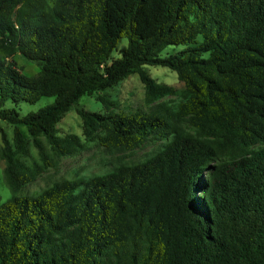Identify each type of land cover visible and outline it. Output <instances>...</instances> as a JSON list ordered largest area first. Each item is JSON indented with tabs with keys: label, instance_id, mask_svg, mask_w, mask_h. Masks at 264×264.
Returning <instances> with one entry per match:
<instances>
[{
	"label": "trees",
	"instance_id": "obj_1",
	"mask_svg": "<svg viewBox=\"0 0 264 264\" xmlns=\"http://www.w3.org/2000/svg\"><path fill=\"white\" fill-rule=\"evenodd\" d=\"M144 66L169 68L184 89ZM131 74L151 110L78 109L83 136L111 154L160 149L19 195L38 176L20 160V127L45 162L41 138L77 155L86 147L59 135L61 116ZM41 97L54 100L22 116L4 108ZM0 120L14 126L13 147L1 133L12 195L0 201V264H264V0H0Z\"/></svg>",
	"mask_w": 264,
	"mask_h": 264
},
{
	"label": "rangeland",
	"instance_id": "obj_2",
	"mask_svg": "<svg viewBox=\"0 0 264 264\" xmlns=\"http://www.w3.org/2000/svg\"><path fill=\"white\" fill-rule=\"evenodd\" d=\"M125 44L126 40L123 39L122 45ZM181 48L182 46H168L164 50L163 55L175 52ZM118 56V51H113L112 57L117 58ZM13 60L25 75L33 76L37 74L38 66L35 63L29 62L19 54L15 55ZM143 69L160 84L169 85L178 92L184 89V84L178 79L176 73L167 67L144 66ZM99 96H104L110 105L101 102ZM53 100V97H41L34 104L23 102L14 104L12 101H7L4 104V108H15L20 116H22L52 103ZM179 100V96H172L160 102H167L169 105L175 106ZM78 109L103 114L108 112L133 114L148 113L151 110V105L145 100L144 85L137 74L127 76L118 84L103 92L82 96L70 110L61 116L57 129L59 135L75 134L79 136L86 147L85 150L77 155L58 156L50 149L44 138H41L47 155L46 162L41 158L38 150L33 145L26 128L21 126L20 129L26 137L28 145L27 153L20 155V160L26 167L34 169V174L38 176L34 181L22 187L18 192L19 195L36 196L55 182L62 180H87L95 176L107 174L120 164L132 165L143 162L153 156L162 145L161 142H149L146 146L132 154L121 152L116 154L108 153L99 144L85 139L83 136L82 120L77 113ZM13 132V125L0 120V152L3 147L1 133L5 134L13 147ZM4 167L5 162L0 156V201H5L12 195V191L5 179Z\"/></svg>",
	"mask_w": 264,
	"mask_h": 264
}]
</instances>
